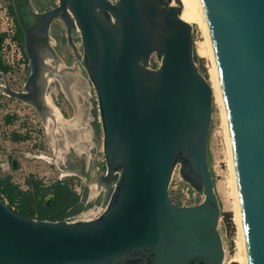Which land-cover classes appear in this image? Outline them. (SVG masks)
I'll return each instance as SVG.
<instances>
[{
  "label": "water",
  "instance_id": "obj_1",
  "mask_svg": "<svg viewBox=\"0 0 264 264\" xmlns=\"http://www.w3.org/2000/svg\"><path fill=\"white\" fill-rule=\"evenodd\" d=\"M198 1L225 110L247 264H264V0ZM11 6L29 74L22 91L6 79L1 91L43 112L47 60L57 70L59 62L49 30L61 21L95 92L106 166L98 185L106 192L100 213L73 221L27 218L0 200V264H222L221 211L207 160L213 94L180 1L58 0L40 13L30 0ZM176 169L201 200L172 202Z\"/></svg>",
  "mask_w": 264,
  "mask_h": 264
},
{
  "label": "rangeland",
  "instance_id": "obj_2",
  "mask_svg": "<svg viewBox=\"0 0 264 264\" xmlns=\"http://www.w3.org/2000/svg\"><path fill=\"white\" fill-rule=\"evenodd\" d=\"M37 12L55 7L58 0H30ZM113 1V0H112ZM193 42L202 40L200 28L192 23ZM0 85L7 80L10 88L16 92L23 89L29 74L28 59L24 54L21 30L16 22L11 0H0ZM52 49L59 58L58 69L67 77L70 95H66L59 82L51 79L47 82L44 97L52 113L44 121L38 111L30 104L8 97L0 88V189L2 183L18 187L30 195L18 196L11 207L20 211L24 206L33 219L46 216L38 213L35 201L42 202V209L49 210L55 202L52 193L57 184H65L77 197L76 202L63 209H51V213H60L63 221H73L81 216L93 217L103 208L106 188L98 190V178L105 173L106 166L102 150V132L94 89L82 66L75 59L67 43L66 29L56 20L49 30ZM73 43L81 54L80 38L74 36ZM158 64L157 59L153 56ZM199 71L208 76L212 62L208 57L197 56ZM47 64L54 68L55 62L48 59ZM210 83V82H209ZM0 86V87H1ZM221 108L212 103L211 124L208 133L207 160L215 184L221 214L230 215L228 225L220 216L218 232L226 250L224 264H238L233 261L236 250L235 241L238 229L235 221V197L231 186L230 161ZM36 188H46L43 198H36ZM185 184L178 178V169L174 171L169 186V195L173 203H185ZM232 192V193H231ZM190 201L196 197L189 193ZM47 219L49 218L46 216Z\"/></svg>",
  "mask_w": 264,
  "mask_h": 264
},
{
  "label": "bare ground",
  "instance_id": "obj_3",
  "mask_svg": "<svg viewBox=\"0 0 264 264\" xmlns=\"http://www.w3.org/2000/svg\"><path fill=\"white\" fill-rule=\"evenodd\" d=\"M181 3V14L180 18L187 22L188 24H196L202 33V40L195 42V51L197 56L200 57H208L210 58L212 62V68L210 71H208L209 75V84L212 89V94H213V103L214 105H217L218 107L221 108L222 112V121L224 123V128H225V134H226V142L228 145V156H229V161H230V172H231V186H232V191L235 197V221L238 229V238L235 241L236 245V250L235 253L233 254V261L237 262L238 264H247L246 260V250L244 246V239H243V233H242V227H241V217H240V209H239V201H238V195H237V189H236V183H235V177H234V170H233V162H232V153H231V146H230V138L227 130V124H226V116H225V110H224V105L223 101L221 99L220 95V90L218 86V81H217V76H216V71L211 55V50L210 46L208 43V39L206 36V32L204 29V25L202 22V18L199 12V1L198 0H179ZM172 5L174 3L172 2ZM45 79H47V82L51 79H55L59 82L60 86L62 87V90L66 95H70V81L65 77L62 73L61 70L57 69H49L47 73L44 75ZM44 103L46 107L43 109V112L40 114V116L43 118V120L46 122L48 121L52 110L51 107L47 101V99L44 97ZM101 187L100 185H97V189L99 190ZM232 193V192H231Z\"/></svg>",
  "mask_w": 264,
  "mask_h": 264
},
{
  "label": "trees",
  "instance_id": "obj_4",
  "mask_svg": "<svg viewBox=\"0 0 264 264\" xmlns=\"http://www.w3.org/2000/svg\"><path fill=\"white\" fill-rule=\"evenodd\" d=\"M3 39V35L0 36V41H2ZM0 69L5 73L7 71V68H3L0 66ZM2 185L4 186V188L0 189V200L3 202H7V206L8 208L11 209L14 200L16 199V197L18 196H26V195H30L26 192H22L21 190L18 189L17 186L9 183L8 181L2 183ZM42 190H40L39 188H36L35 190V196L36 198H43L46 194V188H41ZM52 193L55 196V202L52 206L51 209H55L57 208V206L63 207V209H66L67 207L73 205L76 202L77 197L75 196V194H73L72 192H70V190L67 188V186L65 184H57L55 188H53ZM41 201V200H40ZM40 201H35V204L38 205L37 211L40 214H43V211H45V215L48 216L49 218L47 219L46 216L44 217H39V220H48V221H63V217H60V213H51V209L49 210H45L44 208L42 209L41 205L42 202ZM14 212H16L17 214L27 217V218H31L33 219V213H29L28 209L26 208V206H24L22 209H20V211H16L14 210ZM221 216H223L225 218V221L228 223L229 226L232 227L231 223L229 222V218L230 215L228 214H221ZM233 228V227H232Z\"/></svg>",
  "mask_w": 264,
  "mask_h": 264
},
{
  "label": "built area",
  "instance_id": "obj_5",
  "mask_svg": "<svg viewBox=\"0 0 264 264\" xmlns=\"http://www.w3.org/2000/svg\"><path fill=\"white\" fill-rule=\"evenodd\" d=\"M113 1H115V0H113ZM190 191H193V190H192L191 188H189V187L185 184V191L182 192V195H183V194L185 195V199H186V201H185V203L182 202L181 205L179 204L180 206L193 205L194 200H193V201H190V197H189V193H190ZM85 218H88V216H81L80 218L75 219V220L85 219ZM223 248H224V246H223ZM225 258H226V250H225V248H224V261H225ZM224 261H223L222 264H224Z\"/></svg>",
  "mask_w": 264,
  "mask_h": 264
},
{
  "label": "flooded vegetation",
  "instance_id": "obj_6",
  "mask_svg": "<svg viewBox=\"0 0 264 264\" xmlns=\"http://www.w3.org/2000/svg\"><path fill=\"white\" fill-rule=\"evenodd\" d=\"M51 45H52V44H51ZM6 81H7V80H6ZM4 83H5V82H4ZM7 83H8V82H7ZM8 85H9V84H8ZM0 86H1V85H0ZM3 86H4V85H3ZM3 86H1V87H3ZM1 87H0V88H1ZM9 87H10V86H9ZM4 203L7 205V202H6V201H5ZM11 210H12V209H11ZM13 211H14V210H13Z\"/></svg>",
  "mask_w": 264,
  "mask_h": 264
},
{
  "label": "crops",
  "instance_id": "obj_7",
  "mask_svg": "<svg viewBox=\"0 0 264 264\" xmlns=\"http://www.w3.org/2000/svg\"><path fill=\"white\" fill-rule=\"evenodd\" d=\"M70 84H71V81H70Z\"/></svg>",
  "mask_w": 264,
  "mask_h": 264
}]
</instances>
